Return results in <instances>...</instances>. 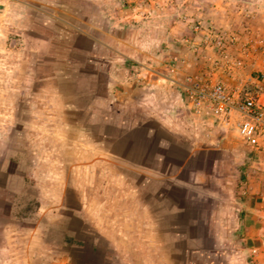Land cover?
<instances>
[{"label": "crops", "instance_id": "obj_1", "mask_svg": "<svg viewBox=\"0 0 264 264\" xmlns=\"http://www.w3.org/2000/svg\"><path fill=\"white\" fill-rule=\"evenodd\" d=\"M258 4L250 24L264 32V1ZM98 42L94 38L90 47L81 49L87 70L81 69L80 75L90 82L65 91L61 87L80 75L60 73L55 77L60 79L54 85L58 88L49 100L59 110V135L104 136L108 143L96 146L107 152L103 159L133 174V179L121 175L127 189L108 200L98 196L95 213L80 202L70 210L64 200L65 188L57 192L22 190L32 177V166L20 151L16 170L2 171L1 195L9 206L2 210L0 263L66 264L61 251H52L54 244L48 237L52 222L57 221L63 236L71 230L84 243L78 236L82 230L70 228L68 220L85 224L86 218L90 226L86 230L95 231V240L91 238L88 244L95 257L92 264H215L219 247L233 249L224 264H264V151H250L234 132L223 135L212 130L213 135L199 140L179 114L165 111L160 94L137 118L117 114L116 101L106 86L119 68L114 56L105 57ZM103 66L107 77L100 74ZM221 78L230 81L224 75ZM101 86L108 93L97 89ZM137 134L141 142L136 145L133 137ZM75 145L77 150L95 151V143L83 137ZM128 150L132 152L127 154ZM137 152L139 158L133 159ZM29 201L34 204L31 208L21 206ZM205 201L216 202L221 209L219 213L211 210L209 221L198 212ZM57 245L64 246L61 240Z\"/></svg>", "mask_w": 264, "mask_h": 264}, {"label": "rangeland", "instance_id": "obj_2", "mask_svg": "<svg viewBox=\"0 0 264 264\" xmlns=\"http://www.w3.org/2000/svg\"><path fill=\"white\" fill-rule=\"evenodd\" d=\"M232 1L0 0V185L4 182L2 171L16 170L18 154L22 151L25 162L28 160L32 166V177L26 180L22 190L57 192L65 188L64 200L70 210L80 202L86 210L95 213L98 196L102 201L108 200L115 192L127 189L119 177L125 175L131 181L133 174L110 165L103 159L108 156L107 152L97 148V145H106L109 139L100 134L59 135L57 130L62 125L59 110L53 100H49L55 87L58 88L54 85L60 82L55 77L60 73L76 76L82 74L81 69L87 70L83 65L86 55L81 49L90 47L97 38L102 53L105 57L114 56L119 68L115 76L109 78L110 86H106L116 101L117 114L137 118L151 106L156 94H160L161 105L167 107L165 111L179 114L183 124L191 130L187 100L178 84L185 75L200 73L204 68L201 34L194 33L192 26L196 22L204 26L206 20L222 25L223 15L231 14ZM223 7L227 10L225 14ZM193 46H197L196 50ZM102 68L100 74L107 77L104 75L106 67ZM89 82L80 75L61 88L73 91ZM102 87L105 86L97 89L105 94L107 91ZM197 134L199 140L209 136ZM157 135L161 136L162 132L157 131ZM82 137L95 143V151L86 147L77 150L75 140ZM133 142L139 144L141 136L135 135ZM129 152L132 151L128 150L127 154ZM133 155V159L139 158V152ZM230 186L232 188V183ZM2 189L0 244L5 221L2 210L9 206L3 201ZM214 204L216 202L202 203L198 211L201 218L209 221L211 210L221 212ZM33 205L29 201L21 206L31 208ZM84 219L85 224L68 220L70 228L82 230L78 236L84 241V247L71 230L63 236L57 221L52 222L48 232L54 244L52 251H61L58 253L66 264H92L95 258L88 250L90 239L95 240V231L86 230L90 226ZM59 240L64 245L62 248L57 245ZM6 249L12 251L10 247ZM232 250L219 247L215 264H224V258Z\"/></svg>", "mask_w": 264, "mask_h": 264}, {"label": "built area", "instance_id": "obj_3", "mask_svg": "<svg viewBox=\"0 0 264 264\" xmlns=\"http://www.w3.org/2000/svg\"><path fill=\"white\" fill-rule=\"evenodd\" d=\"M258 5L255 0H234L229 10L235 23L223 8L225 24H193V32L201 34L204 68L178 84L196 132H234L250 151H264V32L250 24Z\"/></svg>", "mask_w": 264, "mask_h": 264}, {"label": "water", "instance_id": "obj_4", "mask_svg": "<svg viewBox=\"0 0 264 264\" xmlns=\"http://www.w3.org/2000/svg\"><path fill=\"white\" fill-rule=\"evenodd\" d=\"M0 8H1V5H0Z\"/></svg>", "mask_w": 264, "mask_h": 264}]
</instances>
